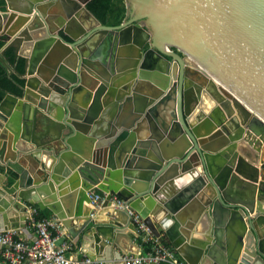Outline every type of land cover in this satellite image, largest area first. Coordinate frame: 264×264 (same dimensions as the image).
<instances>
[{
  "label": "water",
  "instance_id": "95a60500",
  "mask_svg": "<svg viewBox=\"0 0 264 264\" xmlns=\"http://www.w3.org/2000/svg\"><path fill=\"white\" fill-rule=\"evenodd\" d=\"M90 1L6 0L0 6V35L6 37L0 61L13 73L2 57L13 47L25 58L28 76L22 96L7 93L0 102V231L24 230L17 212L29 214L27 203L48 207L72 235L73 222H82L81 243L90 236L97 248L92 255L81 247L86 257L124 264L130 254L120 240L136 236L132 213L155 236L165 231L175 248L189 243L188 233L178 235L189 215L184 224L202 223L193 264H218L211 259L229 223L241 233L224 264H264V0H127V16L132 9L135 15L118 27L101 23L87 8ZM142 33L150 40L146 53L141 42L130 44ZM92 37L98 43L84 52ZM118 39L126 44L119 55L131 49L138 58H106ZM42 44L47 49L39 55ZM103 47L101 71L91 62ZM77 53L83 67L105 74L121 66L158 88L155 96L141 97V111H131L106 145L99 131L89 133L87 121L81 127L65 98L78 75L76 64L63 62ZM158 59L166 64L159 62L154 73ZM37 115L48 123L39 134ZM51 127L56 136L48 140ZM83 134L87 148L75 145ZM143 139L146 151L137 162L127 147ZM33 171L41 174L37 180ZM93 189L106 195L100 208L85 206L93 205ZM114 197L126 206H115Z\"/></svg>",
  "mask_w": 264,
  "mask_h": 264
},
{
  "label": "flooded vegetation",
  "instance_id": "af4514ba",
  "mask_svg": "<svg viewBox=\"0 0 264 264\" xmlns=\"http://www.w3.org/2000/svg\"><path fill=\"white\" fill-rule=\"evenodd\" d=\"M126 2L127 0H125V5H126ZM87 8H88V4H87ZM53 12H55V7L53 8ZM81 13L83 15L84 11L81 10ZM48 15L52 16L56 14L48 12ZM132 15H135V11L132 9L130 16L129 15L127 16V6H126V13H125V16L122 22L119 24H112L110 26L118 27L122 25L123 23L128 22L130 18L132 17ZM70 27L73 29V32H75L74 24L70 25ZM63 29L61 30V32L63 31ZM145 29L147 32H149L150 30L147 26H145ZM0 36H3V35H0ZM141 36L142 37L138 39H134V36H133L132 39L130 40V44H137L139 46L141 42L142 50L144 53H146L151 47L150 40H148L145 33H142ZM81 39L83 40L84 38H81ZM5 41H6V37H5ZM68 41H70V44H71L74 40L71 38H68ZM85 42L86 43L82 46V49L84 50V52L88 51L90 44L94 46V44L98 43L96 37H92L90 40L85 41ZM124 45L126 44H121V39L113 41L112 45L109 46L108 53L106 52L107 56L106 54L104 55L106 50H105V47H103L101 49L102 52L97 54L98 58L93 59L91 63L93 64V66L103 71L104 65L101 61V57L103 56H106V58H109V60L111 59V56H112V59L114 61H118V60L122 61L126 58H129L130 55H134V58H133L134 60L137 59L138 57L135 56L137 55V51H131V49H126L125 53L122 52L119 55V48L120 46H124ZM8 48H12L14 50V48L11 46ZM46 49H47V44L40 45L38 47L39 55L41 53L43 54ZM169 49L172 50L171 47H169ZM27 53L30 54L28 50H27ZM2 56L4 57V55ZM77 56L78 58L74 55H71V57L69 56L66 59L67 61L63 62L68 67L70 66V64L74 66L76 64L77 75H78V82L76 84H72V86L69 88V94L65 98H66L68 105L71 106L75 110V112H78V115L80 117L78 121L79 123H82L81 127L84 128L85 123L87 121L89 123V126H87L88 127L87 130H89V133L99 131L100 134L103 135L102 137L104 139V142L102 144L106 145L107 136L110 134H113V136L118 135V133L121 131V128H124L127 122L131 120L132 118L131 111H135V109L138 107L141 111V97L142 96L143 97L155 96L158 91V88L154 87L150 80L138 79L137 77H134V75H131V72L129 70L125 71L121 66L120 68H116V69L115 68L109 69L105 67L107 70L109 69L108 72L105 74H101L100 72H97L96 70H93V69H88L86 67H83V63L81 62V58L78 53H77ZM153 57L155 60L158 58V56L156 55H154ZM21 58L24 59L25 61L24 57L21 56ZM17 59H20V58H17ZM141 60L142 62L144 61L143 58ZM159 62H160L159 66L161 64H164V65L166 64V61L164 60L159 61V59L156 61V64L154 61L148 63L149 66H152V67H153V64L157 65V67L154 70V73L158 71ZM187 62H191V61L187 58ZM12 64L10 65L8 64V65L14 70L13 73H17L23 79H25V84L23 87V90H24L26 88L27 78H28L25 72L26 67H25V71L19 74L16 67H14L15 65L13 66ZM189 64L192 65V63H189ZM130 69L133 70L132 67ZM188 69L191 70V68H188ZM150 70H153V69H150ZM13 73H9V74H13ZM72 76H74V74H72ZM32 77H36V75ZM132 78H133V82H130ZM61 87L63 88V86ZM144 88L150 89V91L153 90V93L152 92H149V94L144 93L142 91V89ZM64 89L66 90V88ZM58 91L62 92V89L58 88ZM8 93H11V92H8ZM13 95L22 96L23 93L21 95H17V94H13ZM37 116L38 118L35 121V127H36L35 132L36 134H39L43 131V129H45L48 123L47 121H44V117H42L41 115H37ZM88 118H90V121L88 120ZM82 128L80 129L79 133H83ZM97 135H99V133ZM51 138H54V136L49 135L47 139L49 140ZM75 145L81 148H87L89 145L88 136L83 134L82 139L80 136H78L75 139ZM113 148H115V145L113 146ZM127 148L135 152V153L132 152L133 155L139 156V157H133V159L137 162H140L138 158H140L141 154H145L146 143L143 139V142H141L140 140L138 145L136 142L133 145H129ZM134 160L132 161L135 162ZM141 162H142V159H141ZM96 191L102 192L100 190H96Z\"/></svg>",
  "mask_w": 264,
  "mask_h": 264
},
{
  "label": "built area",
  "instance_id": "2783aa9c",
  "mask_svg": "<svg viewBox=\"0 0 264 264\" xmlns=\"http://www.w3.org/2000/svg\"><path fill=\"white\" fill-rule=\"evenodd\" d=\"M90 197L94 206H101L106 195L103 192L92 190ZM113 204L117 207H125L124 200L114 197ZM136 223V236L141 237L145 243H149L151 249L147 254L141 250L137 255L125 257L124 264H185L176 256L172 248L162 235L155 236L151 229L142 221L136 213H132ZM31 226L36 231V237L32 241L19 238L16 229L0 231V264H97L96 261L86 257L82 261H75L65 252V246H58L53 228L56 224L53 220L44 218H30Z\"/></svg>",
  "mask_w": 264,
  "mask_h": 264
},
{
  "label": "crops",
  "instance_id": "0c3cea01",
  "mask_svg": "<svg viewBox=\"0 0 264 264\" xmlns=\"http://www.w3.org/2000/svg\"><path fill=\"white\" fill-rule=\"evenodd\" d=\"M3 1L6 5V3H7L6 0H3ZM30 22H31V20H29L26 24H24V26L19 27V31L21 29L25 28ZM3 55H4L6 60L2 56L3 59L9 65L12 64V63H10L12 56H14L15 59L21 58V56L18 55V53L14 52V50L12 48H8L7 50H5ZM12 65L14 66V64H12ZM11 75L20 76L17 73H13ZM142 91L146 94H149V92L153 93V90L150 91V89H146V88L142 89ZM6 93H8V92H6ZM228 127H230V126L228 125ZM218 129L219 128H215L214 131H217ZM230 129H231V127H230ZM1 131H2V129L0 127V132ZM49 135L56 136L55 129L51 128ZM241 146L243 147L244 145H241ZM246 152L249 153L248 149H246ZM249 157L251 158L252 156L249 155ZM253 159L255 160V156H253ZM254 162H255V164L258 163L257 160H255ZM24 166H26L27 169L29 168V170H31V168L28 165L25 164ZM38 169H40V168H38ZM31 175L33 176L34 180H37L41 176L40 172H35V171H33L31 173ZM34 185H35V182L33 183V186ZM40 195L46 196L44 194V192H40ZM85 206L87 208L88 207H90V208L99 207L100 208V206H94V205L87 204V203H85ZM27 208H28V213L32 217H38V214H42V215L46 216L47 219L53 220L55 222L56 227L53 228L52 230H53V235L56 237V243L58 246H65L66 254L69 257H71L73 260L82 261L83 259L86 258V255L83 252H81V247H85L87 249V252L92 254V255L97 254V248L93 244V239H91L90 236H88L86 243H81L83 231L78 230V229H80L79 227L82 223L79 219H77L75 222H73V224L75 223V227H72L71 230L73 231V233L75 235L74 236V235H72V232H70V230L67 231L68 230L67 228H62L58 224L57 219L55 218L53 212L48 207L41 209L38 205H31L30 203H27ZM17 213H18V216L20 218V222L24 223V225H25L23 231H19L18 229H16L19 232V235H20L19 238L20 237L23 239L25 238L28 241L34 240L36 237V231L31 226V220L28 219L27 221H25L26 215L29 216V214H26L24 211L22 212L21 210ZM107 217H108L107 213L102 216V218H107ZM188 217H189V215H186L185 217L182 218L183 222H181V226H180V228H178V235L180 238L181 236H186L188 233L189 234L188 235L189 240L188 239L187 240L189 243L185 242L181 246H179V248H175L172 241L170 240L169 236L166 234L165 231L161 230V235L167 241V243L172 248L175 249L176 256L181 261H183L185 264H193V260L195 261V259H196L195 258L196 250L198 249V246L196 245V243H197V240L199 239V237H201L200 233L196 232V231H197V228L199 230L202 228V223L200 221V222H198V224L196 223V226L194 224H192L191 222H189L188 224H184L187 221ZM188 229H189V232H188ZM223 232L224 233L220 239L221 245L220 246L218 245L216 251L213 252L215 259H211L212 261L216 260V262L218 264H221V263L224 264L227 261L228 255L230 254V249L234 248V246L236 245V242H237L238 235L241 233L239 231L238 225L233 226L230 223L225 225ZM120 245H121L122 250L124 252L129 253L130 255H137L142 250V248L138 242V237L133 235V234H130V239H125V238L121 239ZM105 251L102 253H105ZM100 257H103V256H99V258ZM0 261H1V256H0ZM98 261L99 260L97 257L96 262H97V264H100ZM167 264H169V263H167ZM197 264H201V262L198 260ZM206 264H210V263L206 262Z\"/></svg>",
  "mask_w": 264,
  "mask_h": 264
},
{
  "label": "trees",
  "instance_id": "16d2710c",
  "mask_svg": "<svg viewBox=\"0 0 264 264\" xmlns=\"http://www.w3.org/2000/svg\"><path fill=\"white\" fill-rule=\"evenodd\" d=\"M3 4L4 1L1 0L0 6ZM88 8L103 24L107 25L121 23L126 13L125 0H91L88 3ZM5 43V37L0 36V49L5 45ZM11 61V63L15 65L19 74L25 71L24 59H15L14 56H12ZM24 84L25 79L20 76L9 74L0 62V100L5 96L6 92L21 95L23 93ZM44 218L47 217L42 214H38V217H36V219ZM138 242L143 253L147 254L151 249L150 244L143 242L142 236L138 237Z\"/></svg>",
  "mask_w": 264,
  "mask_h": 264
},
{
  "label": "bare ground",
  "instance_id": "6f19581e",
  "mask_svg": "<svg viewBox=\"0 0 264 264\" xmlns=\"http://www.w3.org/2000/svg\"><path fill=\"white\" fill-rule=\"evenodd\" d=\"M213 132H216V131H213Z\"/></svg>",
  "mask_w": 264,
  "mask_h": 264
}]
</instances>
